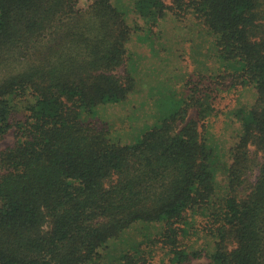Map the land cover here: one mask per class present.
Returning a JSON list of instances; mask_svg holds the SVG:
<instances>
[{"label": "trees", "instance_id": "trees-1", "mask_svg": "<svg viewBox=\"0 0 264 264\" xmlns=\"http://www.w3.org/2000/svg\"><path fill=\"white\" fill-rule=\"evenodd\" d=\"M134 11L194 18L222 62L121 143L84 116L134 88L115 72L133 32L124 13L111 0H0V144L14 134L0 150V264H264V0ZM224 87L236 103L217 134ZM129 230L139 238L111 257Z\"/></svg>", "mask_w": 264, "mask_h": 264}, {"label": "rangeland", "instance_id": "rangeland-1", "mask_svg": "<svg viewBox=\"0 0 264 264\" xmlns=\"http://www.w3.org/2000/svg\"><path fill=\"white\" fill-rule=\"evenodd\" d=\"M111 2L124 13L133 29L126 43V62L115 72H129L134 78V88L124 100L95 106L84 120L105 124L110 128L113 141L130 143L181 104L188 94L185 83L189 79L195 80L201 73L214 74L222 61L214 56V45L194 18L177 20L168 14L154 22L136 14L135 0ZM214 97L215 114L211 122L219 134L236 98L228 87L214 91ZM241 98L248 103L253 100L250 88L244 89ZM189 115L194 116L195 110L191 109ZM13 141L14 134L10 132L1 142L0 150ZM218 141L222 144L220 139ZM250 180H255V172ZM125 237L124 241L120 239L121 242L112 246L111 257L117 256L119 250L137 240L139 235L129 230ZM189 264H208V261L201 258Z\"/></svg>", "mask_w": 264, "mask_h": 264}]
</instances>
